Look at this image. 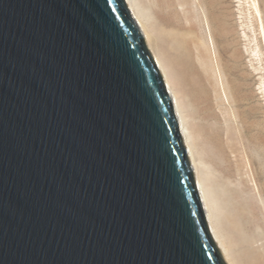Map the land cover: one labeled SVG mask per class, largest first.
Returning <instances> with one entry per match:
<instances>
[{
    "label": "water",
    "instance_id": "obj_1",
    "mask_svg": "<svg viewBox=\"0 0 264 264\" xmlns=\"http://www.w3.org/2000/svg\"><path fill=\"white\" fill-rule=\"evenodd\" d=\"M0 264H226L126 0H0Z\"/></svg>",
    "mask_w": 264,
    "mask_h": 264
},
{
    "label": "bare ground",
    "instance_id": "obj_2",
    "mask_svg": "<svg viewBox=\"0 0 264 264\" xmlns=\"http://www.w3.org/2000/svg\"><path fill=\"white\" fill-rule=\"evenodd\" d=\"M244 1L249 3L247 5L258 16L264 39V25L258 0ZM213 2L210 5H213ZM126 3L137 20L145 42L172 94L183 142L188 149L208 224L223 260L226 264H264V230L258 220L256 204L252 196L245 191L246 188H242L237 179V182L234 180L239 160L237 158V161H233L229 154L234 151L231 125L228 124L230 126L222 130L215 126V121L210 120V117L216 114L214 107L217 102H222L224 89L220 93L218 72L213 67L216 64L212 65V61L216 60L210 57L207 43L202 40L194 43V36L198 35H194V0H154L153 4H147L143 0H126ZM195 3H198L199 7L202 1L195 0ZM206 16L209 18L207 13ZM202 20L203 18L200 19L201 22ZM158 21L169 27L168 36L160 35L156 29ZM222 34L226 37L228 31H223ZM166 40L169 42L168 46L163 44ZM254 51L257 53L256 49H253ZM220 73L222 75V72ZM188 98L192 100L193 108L194 102L201 107L203 119L200 131L205 134L208 150H203L201 147L204 145L200 147L196 141L195 134L198 133H194V109L189 107ZM206 157L211 160L212 165ZM221 201L229 209L231 229L223 223Z\"/></svg>",
    "mask_w": 264,
    "mask_h": 264
},
{
    "label": "rangeland",
    "instance_id": "obj_3",
    "mask_svg": "<svg viewBox=\"0 0 264 264\" xmlns=\"http://www.w3.org/2000/svg\"><path fill=\"white\" fill-rule=\"evenodd\" d=\"M143 1L153 4L154 0ZM201 1L202 4L198 7V3H195L194 0V19L196 20H194V30L196 31H194V35H199V37L198 35L194 36V43L200 40L207 43L210 57L212 60H216V62L212 61V65L216 64L218 67L213 66L218 72L220 93L224 91V94L222 93L224 98L222 97V102H217L218 104L214 107L216 114L211 116L210 120L215 121V126L222 130L231 125L234 151L229 154L233 161H237L238 158V171L241 169L239 172L237 171L239 174L236 172L237 169L235 170L234 180L237 179L242 188H246L245 191L252 196L257 207L260 226L264 230V39L259 18L247 5L249 3L244 0ZM212 2L213 5H210ZM258 3L264 25V0H258ZM216 4L218 5L216 6ZM198 16L204 21L201 22ZM208 26L209 28H207ZM156 29L163 37L168 36L167 34L170 32L169 27L160 21L156 23ZM223 31H228L226 37H223ZM168 43L166 40L163 44L168 46ZM253 49H256L257 53L254 51V54ZM187 101L190 104L189 107L194 109V133H198V135L195 134L196 141L200 147L204 145L201 147L203 150H208L205 134L200 131L203 119L201 107L194 102L193 108L192 100L188 98ZM206 160L212 165L208 157ZM221 211L224 225L231 229L229 209L224 206L223 202ZM223 211H225L224 214Z\"/></svg>",
    "mask_w": 264,
    "mask_h": 264
}]
</instances>
